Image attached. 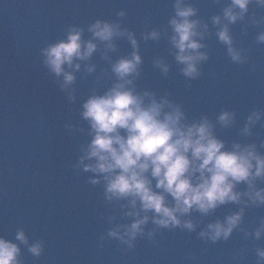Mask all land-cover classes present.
<instances>
[{
  "label": "water",
  "instance_id": "water-1",
  "mask_svg": "<svg viewBox=\"0 0 264 264\" xmlns=\"http://www.w3.org/2000/svg\"><path fill=\"white\" fill-rule=\"evenodd\" d=\"M176 2L0 0V238L17 245L20 264H264L257 254L264 251V203L250 199L254 192L264 195V176L252 179L251 188L244 182L235 186L239 202L217 205L206 214L192 209L178 214L179 226L165 228L153 223L152 212L141 211L139 201L133 208L131 198L108 199L103 174L84 171L95 161L81 163L92 140L83 104L122 82L113 65L134 51L141 62L126 87L145 105L166 101L179 108L183 125L206 119L222 150L254 146L264 158V42L258 40L264 34V5L252 0L241 18L229 23L224 11L232 0H182V7L195 12L189 20L197 22L200 35L194 39L203 45L197 51L207 57L196 63L198 74L191 78L183 74L185 65L176 60L172 44L169 22L176 18ZM214 17L220 23L214 24ZM97 21L122 33L110 41L112 50L108 42L93 39L89 28ZM224 27L230 45L218 38ZM71 29L81 30L82 41L95 43L96 50L87 59H74L78 70L64 66L74 76L65 85L42 53ZM229 47L240 54V62L232 60ZM224 113L231 116L228 126L218 119ZM145 175L160 192L150 173ZM164 195L172 207L174 201ZM237 213H242L240 221L228 238L213 242L208 225L226 226ZM144 216L148 220L129 246L126 227ZM185 222L193 229L183 227ZM117 230L123 239L109 235ZM18 232L27 244L16 239ZM36 243L42 246L39 256L28 251Z\"/></svg>",
  "mask_w": 264,
  "mask_h": 264
},
{
  "label": "clouds",
  "instance_id": "clouds-1",
  "mask_svg": "<svg viewBox=\"0 0 264 264\" xmlns=\"http://www.w3.org/2000/svg\"><path fill=\"white\" fill-rule=\"evenodd\" d=\"M181 2L177 0L176 18L169 22L174 32L172 44L178 50L176 60L185 65L183 74L195 78L198 74L196 63L207 57L197 51L203 45L194 39L200 35L195 30L197 22L189 20L195 12L191 7H182ZM251 2L232 0V7L224 11L225 19L234 23L247 11ZM256 3L264 5V0H256ZM234 8L239 9V14H234ZM213 23H220L219 17H214ZM89 31L93 39L108 42L106 46L109 50L113 48L110 43L113 36L122 34L117 32V26L100 21L91 25ZM150 35L153 39L157 37L155 32ZM217 35L221 42L231 44L227 27ZM128 38L135 49V39L131 34ZM258 40L264 42V34ZM95 50V43L82 41L81 30L71 29L66 39L49 45L42 54L49 70L56 76L62 75L64 84L68 85L74 81V76L65 72L64 66L78 70L79 64H73L74 59H87ZM228 51L234 62H240L238 52L231 47ZM140 62L135 51L130 59L116 62L112 71L122 82L114 85L103 96H92L83 104L82 117L89 121L92 140L81 163L84 160L95 161L85 166L84 171L103 174L108 199L131 198L133 208L139 201L141 211L152 212L153 223L165 228L179 226L181 222L178 214H187L192 209L206 214L217 205L239 202L240 193L234 192L235 186L244 182L251 188L252 179L264 176V158L255 153L254 146L241 149L235 145L232 151L222 150L224 144L212 135L206 119L198 124L183 125L179 108H173L166 101L158 103L153 99L145 105L142 97L126 87L132 83L127 77L136 73ZM163 70L166 72L167 68ZM165 106L171 111H163ZM218 119L222 126L231 123L228 113ZM256 119H259L258 115ZM249 122H253L252 117H249ZM121 130L124 135L120 134ZM247 131L245 127L244 132ZM146 173H150L156 181L155 188L160 192L153 191ZM164 194L174 201L172 207L167 206ZM250 199L264 203L261 192H254ZM241 214L228 217L226 226L219 223L208 225L209 238L213 242L220 238L227 239L239 223ZM128 215L136 217L137 214L130 212ZM147 220V216L136 218L126 227L124 235L128 237L129 246L130 241L142 232V225ZM183 227L193 229L190 222H185ZM109 235L123 239L118 235V230ZM200 235L204 236L205 233ZM255 235L258 239L260 230ZM16 239L27 244L23 232H18ZM28 251L33 256H39L42 246L33 244ZM18 254L17 245L0 238V264H20ZM257 254L264 259V251L258 250Z\"/></svg>",
  "mask_w": 264,
  "mask_h": 264
}]
</instances>
